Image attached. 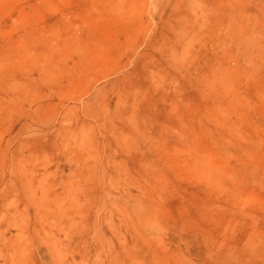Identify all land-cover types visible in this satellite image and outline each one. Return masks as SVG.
<instances>
[{
  "label": "rangeland",
  "instance_id": "1",
  "mask_svg": "<svg viewBox=\"0 0 264 264\" xmlns=\"http://www.w3.org/2000/svg\"><path fill=\"white\" fill-rule=\"evenodd\" d=\"M0 264H264V0H0Z\"/></svg>",
  "mask_w": 264,
  "mask_h": 264
}]
</instances>
